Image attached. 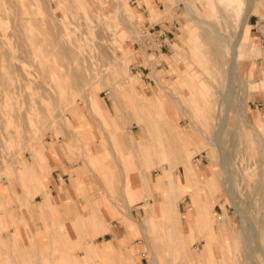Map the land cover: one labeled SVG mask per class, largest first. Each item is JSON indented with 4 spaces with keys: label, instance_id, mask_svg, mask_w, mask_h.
I'll return each mask as SVG.
<instances>
[{
    "label": "rangeland",
    "instance_id": "1",
    "mask_svg": "<svg viewBox=\"0 0 264 264\" xmlns=\"http://www.w3.org/2000/svg\"><path fill=\"white\" fill-rule=\"evenodd\" d=\"M188 1L193 3L199 15L213 26L216 33L236 35L233 17L228 12L222 17L215 0ZM225 1L229 4L230 0ZM25 2L26 12L16 1L6 3L1 9L0 0V239L1 236L3 238L0 244V264H56L59 256H73L76 259L83 256V248L73 245L74 242L73 244L68 242L62 230L55 226L52 232L48 233L49 237L43 235L37 243L23 241L18 243L16 235L11 234L15 226H11L9 222L11 211L16 219H20L24 209L26 223L33 217L34 212L29 215L26 207L29 210L34 209L37 195L48 192L47 181L41 175L44 160L40 156V151L45 150L47 140L59 141L72 135L73 131L76 132L71 115L78 109L93 115L95 110L104 130L113 141L111 149L103 136L105 156L103 154L88 156V159H91L90 165L105 186L98 191L100 199L105 202L98 206L99 213H102L101 209L127 211L123 198L119 196L123 173L120 165L136 176L145 177V170L139 167L140 157L134 151L125 148V142L118 138L114 120L108 118L112 113L105 101H108L114 114L116 111L120 113L124 110L131 112L133 110L127 107L131 106L130 97L135 95V86L140 93L155 99V110L160 109L165 115L164 118L172 122L171 131L176 137H185V141L198 148L199 151L193 156V161L203 172L204 177H206L204 170L207 169V176L213 180L211 183L197 181L193 187V192L202 187L206 189V192L201 194L197 208L192 205L188 195L180 202L182 219L191 217L196 224L197 238H204L202 241L196 240L191 245L189 259L195 261L196 257H199L198 264H264V249L258 248L257 238L252 230L253 227L258 230L261 243L264 245V122L259 117L253 118V106L250 103L243 62L239 61L237 76L233 78L232 84L227 85V68L219 65L215 67L204 53L206 47H198L202 43V30L192 25L193 20H190L191 15L186 11L184 1L178 3L177 0L29 2L25 0ZM261 5V0H257L253 13H259ZM50 14L56 20L53 21ZM23 17L27 18H24V24ZM155 22L162 25L167 22L168 27L176 24L177 28L173 26L171 33V36L175 37L171 51L174 54L171 57L153 54L151 57H156V62L150 65L145 60V65L151 68L149 77L155 79L157 83L147 89H140L139 86L145 87L147 83L143 80L145 78L143 72L136 67L139 55L135 52L134 43L140 34L135 35L132 26L135 25L140 32L144 26ZM246 27L243 30L244 34ZM58 35L66 46L75 49V56L80 60L77 67L85 78L86 94L77 92L79 87L74 83L71 60L67 56H62L59 53L60 48L53 44ZM120 57H123V60L128 58L127 73L130 72V75L134 74L136 77L133 81L126 77L121 80V85H118L120 82L118 84L114 82L111 72L114 59ZM241 57L239 54V59ZM163 58H167L164 59L166 62L156 68L155 64H159ZM174 68H177L176 72ZM4 71L12 72L14 78L12 95L14 101L18 102L17 106L26 112L29 101H32L37 111L41 112L39 115L36 112L29 114V123L24 121L22 123V119L18 117L8 121L2 114L1 74ZM41 75L45 76L42 78L45 81L39 78ZM59 83L65 87L61 95L55 93ZM244 97L248 99L246 115L239 107L242 103L238 105L239 100H245ZM144 109L147 119L152 121L150 111L145 107ZM217 115L222 116L218 121L219 125L215 121ZM154 117L158 120L163 119V115L159 113ZM222 119L226 121V127L221 135L219 126ZM249 119L253 127H248ZM127 123H131L129 119ZM144 126L146 127H143L144 132L146 129L148 131L150 148L157 164L165 163L164 167H167V158L162 148H153L149 128ZM153 128L157 129L154 130V141L161 145L163 133L159 130L162 129ZM258 132L261 135H258ZM11 133L16 134L12 136ZM170 159H173L172 155ZM32 164H35V171L44 182L43 189L37 180L38 177L20 172L23 167H30ZM175 172L183 180L184 168L179 167ZM47 175H50V170H47ZM151 175L161 188L165 187L167 180L163 176L161 166L155 167ZM230 181L234 189L229 196L225 191ZM158 198L157 195L156 200ZM205 201L210 205L216 201L213 210L210 209L214 212L209 216V220L197 225L198 217L195 218V213L201 204L208 209ZM234 204H238L242 212L251 219L249 226L243 222L242 214L237 212ZM190 208L194 213L189 211ZM185 209L187 210L184 211ZM85 210L91 212L87 206ZM186 222L184 220V231L187 229ZM129 225H135L131 219ZM88 227L87 223H83L77 239L70 237L71 240L82 239L83 244L91 240L98 244L102 238L92 239L88 234ZM136 231L137 235L141 234ZM59 233L61 236L58 237ZM151 235L159 264H186L184 254L178 256L175 262L172 261V244L169 238H163L158 231ZM209 235L214 238L215 254L197 256L204 248L205 238ZM148 246L149 244L144 247L146 253L144 264H153V252Z\"/></svg>",
    "mask_w": 264,
    "mask_h": 264
},
{
    "label": "crops",
    "instance_id": "2",
    "mask_svg": "<svg viewBox=\"0 0 264 264\" xmlns=\"http://www.w3.org/2000/svg\"><path fill=\"white\" fill-rule=\"evenodd\" d=\"M261 3L259 13L251 14L247 27L245 26L246 30L239 47V54L242 56L240 61L244 64V75L247 74L248 93L251 106H253V118L257 119L259 117L264 122V0H261ZM173 26L177 28L176 24ZM173 26H169V30L172 31ZM170 38V45L162 50L163 53L170 54L173 50L175 37L170 35ZM160 53H158V56L161 55ZM164 59L167 58L161 60L158 68L163 62H166ZM136 65L143 72L145 76L143 80L147 83L145 87L139 86L140 89H147L157 83L155 79L149 77L151 68L145 65L144 60L137 57ZM141 65L144 67H140ZM145 96L146 98H144ZM130 100L131 106L127 108L133 111L127 112L124 110L120 113L116 111L115 114L108 101H105L106 106L112 113V116L108 115V118L114 120L118 138L125 142V148L134 151L140 157L139 167L145 170V177H141L126 170L122 164L120 165L123 173L119 196L123 198L127 211L117 210V212H114L111 209L109 211L101 209L102 213H99L98 206L105 204V202L100 199L98 191L104 189L105 186L90 165L91 159H88V156L101 154L105 156L102 145L103 136H105L111 149L113 141L104 130L100 119L95 114V110L93 113L97 118L92 113L87 114L84 110L78 109L76 113L71 115V122L76 128V132L73 131L72 135L59 141L47 140L45 150L40 151V156L44 160L41 175L47 181L48 192L37 195L34 209L29 210L25 206L29 215L34 212L33 217L26 223L24 209L20 219H16L13 211L9 214V222L11 226H15V230L11 234L16 235L18 243L19 241L37 243L43 235L46 238L49 237L48 233L52 232L53 226H55V228L62 230L61 232L65 238H68V242L72 244L74 242L73 245L80 246L84 250L83 256L77 259L73 256H59L56 264H144L143 259L146 256L144 247L147 244L153 252V264H159L151 235L158 231L163 238L167 237L171 241L173 262L178 259V256L184 254L186 264H198L199 257L192 261L189 259L188 253L191 245L196 240L202 241L204 238H197L198 232L195 221L191 217L182 219L180 202L188 195L192 205L197 208L201 194L206 192L203 187L196 192L189 191L191 178L187 174L186 164H196L193 161V156L199 150L195 145L189 142L187 144L184 138L174 135L171 131L172 122L164 118L165 115L162 114L160 109L155 110L156 101L154 98L138 91L135 92L134 97H130ZM143 106H147L149 110H152L154 116L158 113L163 115V119L158 120L156 118L162 128V130H158L163 133L161 145L154 141V130L157 129L149 125L146 110ZM106 112L108 113L107 110ZM127 119L131 123H127ZM163 123H167V129H165ZM144 125L149 128L154 143L153 148H162L167 158V167H164L165 163L157 164L154 153L150 148L151 140L147 129L144 132ZM170 155L173 156V159H170ZM121 162L123 163V161ZM157 166L162 167L164 178L170 170L171 180L174 182L175 188H172L168 181L164 188L160 187L151 175L152 170ZM179 167L184 168V175L181 174L183 180L175 172ZM35 170V164H32L30 167H23L20 172L23 174L31 173L36 178L38 177L37 180L41 189H43L44 182L40 180L39 174ZM47 170H50L49 176ZM204 174L208 178L207 169L204 170ZM205 194L208 197V194ZM157 195L159 198L156 200ZM205 203L209 209L213 210L212 205L207 201ZM86 206L91 212H86ZM170 210L171 216L169 215ZM189 211L193 212V209L190 208ZM129 219L135 224L134 226L129 225ZM184 220L187 221L185 231L183 230ZM83 223L89 225L88 234L92 239L102 238L98 244L91 240L84 244L82 239L71 240V238L77 239ZM136 230L141 234L138 233L137 235ZM218 232L220 233L219 230ZM1 240H3L2 236L0 244ZM205 241L204 248L197 253V256L204 257L215 254L214 238L209 235L208 238H205ZM183 249H186V251L182 252ZM140 256L143 258H140Z\"/></svg>",
    "mask_w": 264,
    "mask_h": 264
},
{
    "label": "bare ground",
    "instance_id": "3",
    "mask_svg": "<svg viewBox=\"0 0 264 264\" xmlns=\"http://www.w3.org/2000/svg\"><path fill=\"white\" fill-rule=\"evenodd\" d=\"M12 1H16V2L20 3V5L22 7V10L24 12H26V9L24 8L25 6H27L25 0H1V9H3V6L6 3L12 2ZM29 1L30 0H28V2ZM180 1H184L186 11L189 13V15H191L190 20L191 21L193 20L192 21V25H194L195 27L201 28V30H202V32H201L202 43L199 44L198 47H200V48L206 47V51L205 52L203 51V52L206 54L207 58L210 61L213 62V64H214L215 67L219 65L221 67H226L227 68V85L228 84H232L233 83V78L235 76H237V70L239 69V61H240V59H239V47H240L241 41H242L243 36H244L243 30H244L245 26L248 24L249 17L251 16V14H253V11L255 9V5L257 3V0H230L229 1V4L225 0H215V3H216V6H217V9H218V12L221 14V16L224 17L225 16V13L228 12V13H230V15L233 17V20L235 21L236 35L231 34L230 36H228L227 34H221L220 32L216 33L215 32L216 30L213 28V26L210 25V24H208L207 21H205L203 19V17H201V15H199V13L197 12V10L193 7V3L189 2L188 0H177L178 3H180ZM94 2H96V1H94ZM122 6H123V4H122ZM123 8L124 7H122V9ZM123 14H124V12H123ZM50 16L52 17L53 21L56 20V18L52 14H50ZM125 16H126V14H125ZM24 18L25 17H23V21H22L23 24L25 23ZM25 19H27V18H25ZM155 23H160V22H155ZM132 29H133L132 32L135 35L140 34L139 28H137L135 25L132 26ZM58 34L60 35V33H58ZM59 35L55 39V41L53 42V44H55V47H59L60 48L59 53L62 56H67L68 59L71 60V63H72L71 71H72V69L74 71L73 72L74 73V83H75V85H77L79 87L78 90H77V92H79V93H81V92L85 93V86H84L85 78L83 77V73L81 72L80 68L77 67V65L80 64V60H78V56H75L76 55L75 54V49L73 47L66 46V44L63 42V40H61L59 38ZM173 53L166 54V53L161 52L160 54L163 55V56L171 57L173 55ZM50 54H51V51H50ZM52 54H53V52H52ZM152 55L153 54L147 55L146 58H145V60H146V62H147L148 65L153 64L154 62H156V59H155L156 57H151ZM155 55L158 56V54H155ZM50 58H51V56H50ZM128 61H129L128 58L125 59V60H123V57L114 59V61H113V64H112V70L113 71L111 72V74H112L113 80H114V82L116 84H118L120 82L118 85H121V80H123L126 77L129 80H131V81L135 80V77L136 76L130 75L129 74L130 72L127 73V69H126L127 64L126 63ZM46 64H45V66H46ZM155 65H156V68H158V64H155ZM136 66H138V65H136ZM177 68H174V71L175 72L177 71ZM200 69L204 71V69H202V68H200ZM109 72H110V70H109ZM181 74H182V72H181ZM43 77H45V76H43ZM43 77L41 75V77H39V78H41V80H44L45 81V79H42ZM41 83H39V86H40ZM130 84H131V82H130ZM42 86H44V88H46L45 85H42ZM44 88L42 90H44ZM230 88H231V86H230ZM56 89L57 90H55V93L57 95H61V93L65 89V87L61 83H59ZM13 90H14V78L12 76V72H10V71L5 72L4 71L1 74V97H2L1 98V104H2V114L6 117V119L8 121H11L13 117H18V118H21L22 119V123H23V121H24V123H29V114H33V113L36 112V114L39 115L41 112L40 111H37V109L34 106V103L32 101H29L27 110H26V112H24L19 106H17L18 102L16 103L14 101V97L12 95L13 94L12 93ZM134 91L135 92H138L137 86L134 87ZM51 92L52 91H50V93ZM40 98H42V97L40 96ZM76 98H78V97H76ZM244 99H245L244 101H243V99H242V101L239 100V102H238L239 104L238 103L237 104L240 105V103H242L241 104L242 106H239L242 109L241 108H239V109H241V111L244 112L245 115H246V113L248 112V108H247L248 99H246L245 97H244ZM60 100H61V98H60ZM143 107H145V108L148 109L147 106H143ZM149 111L151 113L150 115H152V117H153V120L152 121H149V125H151L153 127H156V128H159V129H162L160 127L159 122L154 117V115L152 113V110H149ZM218 113H220V111ZM242 116H243V113H242ZM221 118H222L221 115L220 116L217 115L215 117V121L217 122V124H218V121H220ZM246 118H247V116H246ZM246 122H247V120H246ZM163 125L165 126V129H167V126H168L167 123H163ZM247 125H248V127H253V123H251L250 119H249ZM23 126H25V125H23ZM225 127H226V121L222 119L221 120V123H220V126H219V129H221V131H219V132L220 133L223 132L225 130ZM172 128H173V126H172ZM8 133H10V132H8ZM258 133H259L258 135H261L260 132H258ZM13 134H16V133H13ZM13 134H12V136H13ZM221 135H222V133H221ZM221 135H220V137H221ZM220 140H222V139H220ZM220 140H218V141H220ZM186 142L188 144V141H186ZM186 170H187V174L191 178V186L189 187V191H192L193 192V187L197 184V181L203 180V182H209V183H211L213 181L212 180V177H208V178L204 177L203 172L197 167L196 164L195 165H193L191 163L186 164ZM170 174H171V172H170V170H168V172L166 173L165 178L169 182L170 186L172 188H175L174 187V184H173L174 182H172L171 175ZM231 183H232L231 181L228 183V186H227L226 191H225V193L227 195H229V196L232 194L233 189H234V187H233V185ZM176 198L178 199L179 197H176ZM215 202L212 203V208H213V205H214ZM234 205H235V207L237 209V212L240 213V214H242V217H243L242 220H243V222L246 225L249 226L250 225V222H251V219H249V217L246 216L242 212V209H241V207L238 204H234ZM208 209L205 208L204 204L203 205H200L199 209L196 212V216H195V218L198 217L197 218L198 219L197 220L198 221L197 225H199L202 222H205V221L209 220V216L212 215L213 211H210V209L209 210ZM169 215L171 216V210H170V214ZM195 226H196V224H195ZM252 230H253L254 236L257 238V246H258V248H260V249L263 250L264 249V245L261 243V236H260L258 230L256 228H254V227H253Z\"/></svg>",
    "mask_w": 264,
    "mask_h": 264
},
{
    "label": "built area",
    "instance_id": "4",
    "mask_svg": "<svg viewBox=\"0 0 264 264\" xmlns=\"http://www.w3.org/2000/svg\"><path fill=\"white\" fill-rule=\"evenodd\" d=\"M172 31L168 29L167 22L148 24L141 29L140 35L135 41V52L141 60L145 61L147 55L158 54L170 45V35ZM138 64V63H137ZM144 67V66H140Z\"/></svg>",
    "mask_w": 264,
    "mask_h": 264
}]
</instances>
